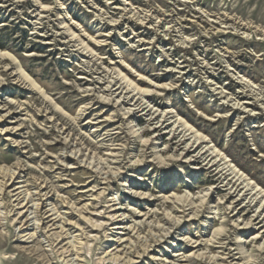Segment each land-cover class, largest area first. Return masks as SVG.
I'll return each mask as SVG.
<instances>
[{"label":"rangeland","instance_id":"obj_1","mask_svg":"<svg viewBox=\"0 0 264 264\" xmlns=\"http://www.w3.org/2000/svg\"><path fill=\"white\" fill-rule=\"evenodd\" d=\"M169 112L264 190V0H0V264H264Z\"/></svg>","mask_w":264,"mask_h":264},{"label":"bare ground","instance_id":"obj_2","mask_svg":"<svg viewBox=\"0 0 264 264\" xmlns=\"http://www.w3.org/2000/svg\"><path fill=\"white\" fill-rule=\"evenodd\" d=\"M27 79H29V77ZM170 114L171 113L169 112L167 115L163 116L164 121L161 122L164 123L162 124V127L164 124H169L170 121H174L172 124H176L177 129H175L176 127L174 126L175 128L171 132H173V135L175 136V134L180 131L179 135L182 137L180 141L183 143L188 142V151H198V157L203 159L208 166L217 167L216 170L229 180L228 184L232 186L234 193H240L245 198H249L252 202H257L256 205L259 204L261 199L264 198V190L252 179L248 178V176L242 172L228 156L223 154V152L212 144L208 137L201 134L177 115L169 117ZM16 191L17 190H14L13 192ZM17 201V205H20L19 198L16 199V202ZM261 207L264 208V204H262Z\"/></svg>","mask_w":264,"mask_h":264}]
</instances>
